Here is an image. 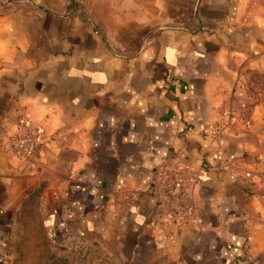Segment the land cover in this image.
Segmentation results:
<instances>
[{"label":"crops","instance_id":"1","mask_svg":"<svg viewBox=\"0 0 264 264\" xmlns=\"http://www.w3.org/2000/svg\"><path fill=\"white\" fill-rule=\"evenodd\" d=\"M142 1L103 19V0H0V264L39 246L34 224L68 256L264 264V106L242 84L264 65V0ZM22 117L33 163L10 149ZM165 160L200 176L185 227L164 225Z\"/></svg>","mask_w":264,"mask_h":264},{"label":"built area","instance_id":"2","mask_svg":"<svg viewBox=\"0 0 264 264\" xmlns=\"http://www.w3.org/2000/svg\"><path fill=\"white\" fill-rule=\"evenodd\" d=\"M237 119L236 111L225 108L220 118L212 124V133L215 136L224 135ZM42 136L41 128L35 126L28 118L22 117L16 134L9 140L10 149L21 161L33 163L38 157ZM225 167L230 169V164L227 163ZM245 175L249 177L250 173L246 172ZM200 182L199 173L188 166L165 160L158 167L154 185L158 188L156 193L166 228H181L194 222L196 204L191 192Z\"/></svg>","mask_w":264,"mask_h":264},{"label":"rangeland","instance_id":"3","mask_svg":"<svg viewBox=\"0 0 264 264\" xmlns=\"http://www.w3.org/2000/svg\"><path fill=\"white\" fill-rule=\"evenodd\" d=\"M127 0H103L102 18L111 19L110 11L118 10V5L123 6ZM137 3L138 0H130ZM146 2V0H145ZM140 6L143 4L139 0ZM125 8V7H124ZM122 10V9H120ZM138 9L136 8V11ZM126 11V10H125ZM244 79L242 84L247 91L252 103H259L264 106V65H251L243 70ZM35 241L39 242L36 248H27V253L16 255L12 258L11 264H115L112 256L104 254L91 253L88 255H71L63 253L61 247L52 249L43 241V233L40 231L38 224H34ZM32 250H40L39 254H32Z\"/></svg>","mask_w":264,"mask_h":264}]
</instances>
